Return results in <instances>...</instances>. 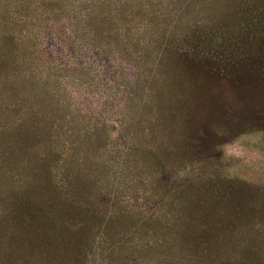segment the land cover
Returning a JSON list of instances; mask_svg holds the SVG:
<instances>
[{
	"label": "rangeland",
	"instance_id": "rangeland-1",
	"mask_svg": "<svg viewBox=\"0 0 264 264\" xmlns=\"http://www.w3.org/2000/svg\"><path fill=\"white\" fill-rule=\"evenodd\" d=\"M0 47V135L50 122L41 170L102 218L80 260L29 249L2 189L0 264H264V0H0Z\"/></svg>",
	"mask_w": 264,
	"mask_h": 264
},
{
	"label": "trees",
	"instance_id": "trees-1",
	"mask_svg": "<svg viewBox=\"0 0 264 264\" xmlns=\"http://www.w3.org/2000/svg\"><path fill=\"white\" fill-rule=\"evenodd\" d=\"M42 13L47 16L45 19L51 20V11H42ZM1 48L0 62H5L7 61L6 50ZM4 113L6 111L0 115L3 116ZM25 116L27 117L26 122L10 123L0 135V162H2L0 165V193L3 190H9L11 194V196L7 195V204H4L3 207L13 218L11 223L19 226V232L38 233V235L30 234L29 237H26L29 239V249L36 248V245L47 244L54 246L58 244L61 247L70 246L76 250L77 259L80 260L86 256V251L92 246L93 237L101 229L102 218H98L100 213H97L96 209L91 206V202L85 200L81 194L87 181L84 178L80 179L82 177L78 176L80 174H76L75 178L71 173L70 178V173L67 172L66 178L57 180L53 178L51 169L41 170L45 168L46 163L48 165L51 157L50 154L42 152L45 149V144L41 143L42 133L50 126V122L41 120L35 112ZM32 126L33 130L41 126L44 131L30 130L29 127ZM37 152L38 158L32 157L31 154L36 155ZM50 152L56 153V150H50ZM39 153H43L45 158L41 156L40 158ZM19 162L26 164L21 174L31 176L35 184L29 182L25 186H20L9 179L7 165H15ZM42 164L45 166L42 167ZM65 168L66 166H61L60 169L64 170ZM38 176H41L39 181ZM69 190L73 192L72 196H70ZM90 208L92 210H89ZM43 234H47L46 239H43ZM253 251L254 247L246 245L240 247L239 250L238 247L227 248L223 253L226 257V262L224 261L223 264H252L250 262L253 260ZM256 252L260 254L259 250ZM44 253L47 256H53L51 248L46 249ZM227 257L231 259L228 261Z\"/></svg>",
	"mask_w": 264,
	"mask_h": 264
}]
</instances>
